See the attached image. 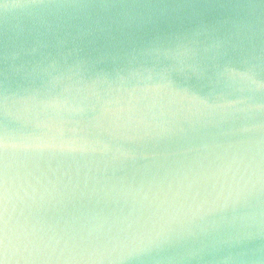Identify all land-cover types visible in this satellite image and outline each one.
<instances>
[{"label":"clouds","instance_id":"1","mask_svg":"<svg viewBox=\"0 0 264 264\" xmlns=\"http://www.w3.org/2000/svg\"><path fill=\"white\" fill-rule=\"evenodd\" d=\"M0 264H264V0H0Z\"/></svg>","mask_w":264,"mask_h":264}]
</instances>
